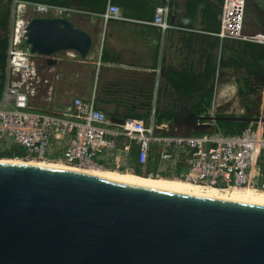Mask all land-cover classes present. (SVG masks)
Here are the masks:
<instances>
[{
	"label": "water",
	"instance_id": "1",
	"mask_svg": "<svg viewBox=\"0 0 264 264\" xmlns=\"http://www.w3.org/2000/svg\"><path fill=\"white\" fill-rule=\"evenodd\" d=\"M23 37L49 66L62 51L85 58L92 44L69 18L33 17ZM218 121L264 123L182 122L189 135ZM21 163H0V264H264V206Z\"/></svg>",
	"mask_w": 264,
	"mask_h": 264
},
{
	"label": "crops",
	"instance_id": "2",
	"mask_svg": "<svg viewBox=\"0 0 264 264\" xmlns=\"http://www.w3.org/2000/svg\"><path fill=\"white\" fill-rule=\"evenodd\" d=\"M256 2L259 8L252 14L254 20L249 24L243 19L238 38L217 36L222 11L219 0H107L100 13L78 10L84 14L69 19L91 37L87 56L58 52L50 58L54 60L50 66L44 57L33 56L39 94L48 103L43 106L60 109L74 97L89 99L93 95L96 108L114 122L129 117L148 119L152 111L155 119L172 113L175 117L163 118L161 123L175 132L187 111L205 106L201 96L212 87L207 114L196 116H208L210 110L214 117L226 115L228 102L237 101L244 75L245 66L239 62L250 61L246 44L257 46L255 50L264 44L252 41L256 37L264 41L263 3ZM207 4L209 10L204 8ZM108 5L118 9L120 18L100 17ZM163 5L168 7L166 30L152 23L155 9ZM257 13L261 18H256ZM234 19L238 20L236 13ZM210 65L213 76L206 81Z\"/></svg>",
	"mask_w": 264,
	"mask_h": 264
},
{
	"label": "built area",
	"instance_id": "3",
	"mask_svg": "<svg viewBox=\"0 0 264 264\" xmlns=\"http://www.w3.org/2000/svg\"><path fill=\"white\" fill-rule=\"evenodd\" d=\"M241 0H222L219 38H238L243 22ZM233 3L236 7H229ZM237 10L235 21L230 11ZM34 17L70 18L81 11L67 7L12 0L5 60V83L0 96V151L19 148L20 159L61 163L81 169L134 174L136 167L148 178H173L217 189L250 188L264 191V133L246 128L239 135L220 131L187 135L171 132L165 123L125 118L112 122L89 99L74 97L58 110L35 102L39 76L33 55L24 44V29ZM167 5L154 11L152 23L169 28ZM100 17L118 19L108 5ZM233 20V21H232ZM264 43L260 37L254 40ZM210 110L209 115L213 117ZM149 166L151 169H149Z\"/></svg>",
	"mask_w": 264,
	"mask_h": 264
},
{
	"label": "trees",
	"instance_id": "4",
	"mask_svg": "<svg viewBox=\"0 0 264 264\" xmlns=\"http://www.w3.org/2000/svg\"><path fill=\"white\" fill-rule=\"evenodd\" d=\"M24 2H32V3H41L47 5H54L60 7H67L71 9L77 10H85L92 13H100L104 10L105 5L107 4V0H19ZM220 4L222 0H219ZM244 1L247 2V6ZM257 0H243L240 2L241 8L243 10V19L248 20L249 24H252L251 21L254 20L252 14L254 15L259 6L256 2ZM12 0H0V96L5 83V60H6V49L8 44V30H9V16H10V7ZM264 4V0H262ZM262 4V9L264 10ZM211 7L210 4L204 5V8L209 10ZM245 20V21H246ZM219 23V22H218ZM248 47V53L250 57V61L248 62H239V66H245L244 75L240 78L239 91L237 92V96L240 100V103L243 104V109L247 112L245 117H256L264 119V44L260 46L258 50H255V47L252 44H246ZM257 51V52H256ZM259 53V56L256 54ZM222 67V63L219 64ZM239 68V67H238ZM238 68L236 69L238 71ZM214 67L209 66L206 69V81H208L213 76ZM263 96V98H262ZM261 97V98H260ZM212 99V87L203 93L201 96V100L204 103L203 108L194 109L193 111H187L185 114L195 113L196 115H205L207 114V110L209 108L210 102ZM262 99V101H261ZM172 114V113H171ZM165 115L164 117H157L155 119L156 123L160 124L161 120L164 118L169 121L171 118L175 117L172 115ZM216 117H229L233 118L231 115H223L218 113ZM134 118V117H129ZM138 119V118H136ZM248 123L242 122H231V121H218L214 124V126L210 130L206 131H192L189 135H200L206 133H212L220 131L225 135H239L241 134L247 127ZM262 129L264 131V123L261 124ZM215 128H219L221 130H215ZM186 134V133H185ZM24 156V152L19 148H10L9 150L0 151V160H20ZM149 169L151 167L149 166ZM134 175H138L140 177H146L145 173H141L137 167L134 172Z\"/></svg>",
	"mask_w": 264,
	"mask_h": 264
},
{
	"label": "bare ground",
	"instance_id": "5",
	"mask_svg": "<svg viewBox=\"0 0 264 264\" xmlns=\"http://www.w3.org/2000/svg\"><path fill=\"white\" fill-rule=\"evenodd\" d=\"M231 6L234 7L230 3L229 7ZM230 15H232L234 19V9L233 11H230ZM21 162H25V164L27 165L43 166L54 169L95 175L110 180L135 184L163 191L264 206V191H257L252 189H236L233 187L227 189H217L209 186L192 184L183 180L140 177L129 173L115 172L112 170L108 171L101 169H81L72 166H67L61 163H43L34 160L28 162L23 160H0V163L22 164Z\"/></svg>",
	"mask_w": 264,
	"mask_h": 264
},
{
	"label": "rangeland",
	"instance_id": "6",
	"mask_svg": "<svg viewBox=\"0 0 264 264\" xmlns=\"http://www.w3.org/2000/svg\"><path fill=\"white\" fill-rule=\"evenodd\" d=\"M243 2V0H241ZM245 5L247 6V2L244 1ZM262 6V5H261ZM262 15H259L258 13L256 14V18L259 19V17L261 18ZM24 19L26 20H30L34 17V15L30 12V10H26L24 12ZM43 96L39 94H37L36 98L34 99V104L35 102H38L41 106H43V103L44 105L47 106L48 103H45V98H42ZM261 98V97H260ZM263 98V96H262ZM262 101V99H261ZM237 102V104H236ZM236 102H228L227 106H230L228 109H226L224 112H227L228 114L226 115H231L233 117H239V118H250V117H245L244 115L247 113L244 111V107H243V104L240 103V100L237 96V101ZM45 107V106H43ZM45 108H48V107H45ZM58 109V108H56ZM55 109V110H56ZM252 118H256V117H252ZM262 123H248L247 127H251L252 129L254 130H257V131H261L264 133L263 129H262V126H261ZM172 128H175V127H172ZM177 129V131H175V133H178V134H185V131L180 129V128H175ZM215 130H221L219 128H215ZM29 161H33V160H29ZM28 162V161H27ZM109 171V170H108ZM134 175V174H133ZM138 176V175H137ZM164 179H173V178H164ZM176 180H179V179H176ZM236 189H250V188H236Z\"/></svg>",
	"mask_w": 264,
	"mask_h": 264
},
{
	"label": "flooded vegetation",
	"instance_id": "7",
	"mask_svg": "<svg viewBox=\"0 0 264 264\" xmlns=\"http://www.w3.org/2000/svg\"><path fill=\"white\" fill-rule=\"evenodd\" d=\"M251 1H253V0H251ZM233 5H234V4H233ZM234 7H236V6L234 5ZM234 13H236V14L238 15L237 10H236L235 8H234ZM184 126H185V125L183 124L182 126H179L178 128H180V129L186 131V129H185Z\"/></svg>",
	"mask_w": 264,
	"mask_h": 264
}]
</instances>
